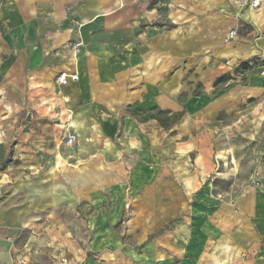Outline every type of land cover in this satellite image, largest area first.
I'll return each mask as SVG.
<instances>
[{
	"label": "crops",
	"instance_id": "1",
	"mask_svg": "<svg viewBox=\"0 0 264 264\" xmlns=\"http://www.w3.org/2000/svg\"><path fill=\"white\" fill-rule=\"evenodd\" d=\"M220 115L233 128L264 115V0H0V264L28 245V264H264V181L202 215L200 234L189 219L100 247L122 245L112 226L143 213L163 226L152 197L170 183L196 193ZM233 148L227 163L242 158ZM85 216L98 254L82 246Z\"/></svg>",
	"mask_w": 264,
	"mask_h": 264
},
{
	"label": "rangeland",
	"instance_id": "2",
	"mask_svg": "<svg viewBox=\"0 0 264 264\" xmlns=\"http://www.w3.org/2000/svg\"><path fill=\"white\" fill-rule=\"evenodd\" d=\"M236 118V115H230L229 117L220 115V121H214L212 123L214 164L211 171L204 172L197 177V191L194 195H175L173 188L179 186L178 183L175 182V184L170 183L167 185L168 188H166L167 193L165 195L152 197L155 204L158 206V211L152 213V217L158 218L163 226L158 228H146L142 226L141 223H144L147 219V213H145L146 215L143 213V221L134 226V228H126L118 222L112 226V233L118 237H122L124 243L122 245H100L101 250L107 248L116 251L128 249L126 248L127 246L136 247L138 246L136 240H141L142 238H144L145 241H154V238L162 232L165 234L173 232V227L176 222H185L189 221V219L196 221L195 224L198 225L197 228L194 229L200 234L201 227L199 224L203 222L202 215H210L221 203L232 200L245 185L264 181V115L258 119L256 117H249L246 122L235 124L238 125L239 128H233V122ZM165 121L168 120L166 119ZM201 130H204V127ZM208 130L207 128L205 131L207 134ZM199 133L198 130L197 134ZM233 146L235 147V149H233L237 151V153L241 152L242 158L237 161L233 160L232 163H227V154L231 153V148ZM221 159L224 161L223 163ZM258 173L259 175L262 174V176H259ZM153 182L150 183V185L152 184L151 186L154 187L155 183ZM139 198V196H134L132 200L129 201V206L123 220L134 216V208L137 206L136 203H139L137 201ZM142 199L148 200V197ZM178 200L181 202L183 208L182 211L177 214L173 211V204L178 202ZM187 204L200 205L203 209L206 208L207 211L198 210L190 214ZM86 217L87 216L84 218ZM150 219L151 216L149 217V220ZM84 220L85 221H83V224H81L79 228V235L83 237L84 241L82 246L89 252L98 254L101 252V250L98 251L99 245H95L91 242V232L86 226L87 218ZM185 231L187 233H185L184 236L187 237V228ZM141 246L142 249H146L147 244H141Z\"/></svg>",
	"mask_w": 264,
	"mask_h": 264
},
{
	"label": "built area",
	"instance_id": "3",
	"mask_svg": "<svg viewBox=\"0 0 264 264\" xmlns=\"http://www.w3.org/2000/svg\"><path fill=\"white\" fill-rule=\"evenodd\" d=\"M238 1H249L252 6H257L259 4V0H238ZM236 35V29H231L226 39H230ZM72 78H76V75H71ZM66 80V75L64 73L60 74L57 77L58 83H64ZM76 140V134L74 132H69L65 137V144L68 146L73 145V143ZM37 253V250L33 248L32 246L28 245L26 246L25 250L23 252H18L12 257V263L13 264H28L31 257ZM50 264H69V260L64 255L57 256L54 261Z\"/></svg>",
	"mask_w": 264,
	"mask_h": 264
},
{
	"label": "trees",
	"instance_id": "4",
	"mask_svg": "<svg viewBox=\"0 0 264 264\" xmlns=\"http://www.w3.org/2000/svg\"><path fill=\"white\" fill-rule=\"evenodd\" d=\"M241 66H242V68H244V69L248 67V65H247L246 62L242 63Z\"/></svg>",
	"mask_w": 264,
	"mask_h": 264
}]
</instances>
